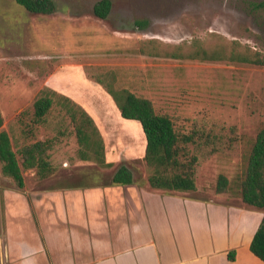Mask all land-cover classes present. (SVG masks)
Instances as JSON below:
<instances>
[{
  "label": "rangeland",
  "instance_id": "obj_1",
  "mask_svg": "<svg viewBox=\"0 0 264 264\" xmlns=\"http://www.w3.org/2000/svg\"><path fill=\"white\" fill-rule=\"evenodd\" d=\"M53 1L56 11L45 15L30 13L15 0H0V131L9 133L15 151L52 140L48 154L56 172L46 186L109 182L121 164L134 168L140 179L147 177L146 138L138 124L104 119L106 160L108 155L114 162L110 169L80 160L70 119L58 109L45 124L32 125L33 104L59 67H71L78 83L70 87L81 90L84 99L107 96L96 84L77 89L79 73L73 67L81 66L93 76L113 72L117 88L151 100L178 132L197 133L198 143L189 146L199 157L197 194H218L222 174L233 182L234 192L219 197L242 206L236 186L264 126V68L148 56L139 48L142 41L154 40L169 45L202 40L212 46L236 41L264 57V9L257 7L264 0H111L106 20L93 13L100 0ZM23 175L28 185L41 183L35 170ZM1 180L6 181L0 172Z\"/></svg>",
  "mask_w": 264,
  "mask_h": 264
},
{
  "label": "crops",
  "instance_id": "obj_2",
  "mask_svg": "<svg viewBox=\"0 0 264 264\" xmlns=\"http://www.w3.org/2000/svg\"><path fill=\"white\" fill-rule=\"evenodd\" d=\"M69 68L59 67L46 86L81 105L104 138L110 116L141 126L124 119L107 92L84 99L70 87L78 81ZM73 68L77 89L101 87ZM107 162L114 164L108 155ZM131 169L130 185L47 187L25 179L21 191L0 183V264H264L250 250L264 211L215 193L200 197L197 184L193 193L154 190Z\"/></svg>",
  "mask_w": 264,
  "mask_h": 264
},
{
  "label": "trees",
  "instance_id": "obj_3",
  "mask_svg": "<svg viewBox=\"0 0 264 264\" xmlns=\"http://www.w3.org/2000/svg\"><path fill=\"white\" fill-rule=\"evenodd\" d=\"M28 12L53 14L56 5L53 0H15ZM111 0H100L93 8L94 15L106 20L112 11ZM264 9V1L257 5ZM139 52L148 56L175 60L202 62L231 61L264 68V57L249 46L240 42H218L214 46L202 40L190 44L169 45L158 41H142ZM89 80L101 85L113 98L121 116L141 124L146 138L144 162L147 170V183L151 189L166 192H188L196 189V167L199 157L189 149L197 144L198 134H182L168 115L159 114L151 100L137 96L127 88L115 86V74L108 72L93 76L85 68ZM110 78V80H108ZM58 109L70 119L79 145L78 157L84 162H93L103 169H110L105 154V143L93 117L70 97L49 87L38 94L33 104L32 125L40 126ZM3 118L0 111V128ZM52 140L29 143L15 151L11 137L5 130L0 131V164L4 187L24 191L26 188L23 171L35 170L38 181H45L55 174L48 152ZM112 183L117 185L135 184V176L127 164L115 170ZM2 186V185H1ZM231 189V190H230ZM242 202L252 208L264 210V126L258 133L247 161L246 172L236 186ZM234 192L233 182L225 175H219L216 192L220 195ZM251 252L264 262V220L257 230L250 247Z\"/></svg>",
  "mask_w": 264,
  "mask_h": 264
},
{
  "label": "bare ground",
  "instance_id": "obj_4",
  "mask_svg": "<svg viewBox=\"0 0 264 264\" xmlns=\"http://www.w3.org/2000/svg\"><path fill=\"white\" fill-rule=\"evenodd\" d=\"M139 123V122H138ZM140 124V123H139Z\"/></svg>",
  "mask_w": 264,
  "mask_h": 264
}]
</instances>
